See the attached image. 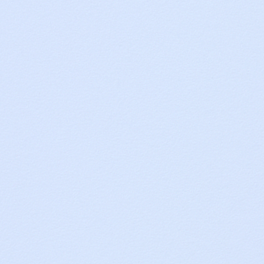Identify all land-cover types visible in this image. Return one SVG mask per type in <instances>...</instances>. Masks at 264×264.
Listing matches in <instances>:
<instances>
[{
  "label": "snow or ice",
  "instance_id": "obj_1",
  "mask_svg": "<svg viewBox=\"0 0 264 264\" xmlns=\"http://www.w3.org/2000/svg\"><path fill=\"white\" fill-rule=\"evenodd\" d=\"M0 264H264V0H0Z\"/></svg>",
  "mask_w": 264,
  "mask_h": 264
}]
</instances>
